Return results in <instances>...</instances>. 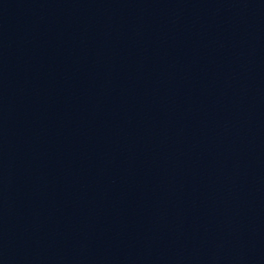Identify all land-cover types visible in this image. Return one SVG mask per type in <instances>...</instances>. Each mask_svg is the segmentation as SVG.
Wrapping results in <instances>:
<instances>
[{"label":"water","instance_id":"95a60500","mask_svg":"<svg viewBox=\"0 0 264 264\" xmlns=\"http://www.w3.org/2000/svg\"><path fill=\"white\" fill-rule=\"evenodd\" d=\"M0 264H264V0H0Z\"/></svg>","mask_w":264,"mask_h":264}]
</instances>
